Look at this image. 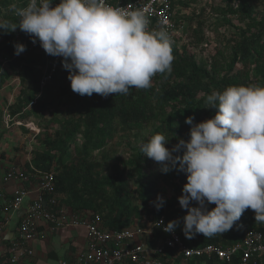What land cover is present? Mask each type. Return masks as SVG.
<instances>
[{"label":"trees","instance_id":"16d2710c","mask_svg":"<svg viewBox=\"0 0 264 264\" xmlns=\"http://www.w3.org/2000/svg\"><path fill=\"white\" fill-rule=\"evenodd\" d=\"M26 2L0 0V20L17 23L12 5L24 7ZM246 10V5H242L240 9L230 8L221 13L238 16ZM25 34L19 28L8 34L0 33V89L12 75L17 76L21 85L9 114L17 121L32 120L42 132L49 134L45 149L34 152L31 163L41 172L54 173L55 193L60 195L58 204L77 214L98 215L101 226L113 231L128 229L136 223L146 227L159 217L164 218L166 225L185 216L187 212L181 209L178 197L187 180L184 172L162 173L158 163L140 152L141 145L134 149L129 160L121 164L116 161L111 166L103 149L113 145L122 135L145 130L149 131V136L142 143L152 135L162 133L169 140L165 146L171 148L178 140H188L191 126L185 124V118L194 117L193 124H196L215 114V110L208 109L206 104V96L213 91L222 92L228 86H247L254 82L264 87V67L257 66V60L264 52L262 24L255 32L248 34L242 30L237 34L233 56L235 64L242 67L240 70L233 67L216 78L190 57L173 54L171 72L166 77L165 73H157L150 88H133L129 95L109 94L107 97L95 93L88 97L72 92L68 72L61 62L41 88L44 59L41 53L28 50ZM15 43L25 45L26 50L14 55ZM175 45H172L173 50ZM250 67L251 77L246 74ZM2 128L0 119V141L5 135ZM99 152L101 159L96 161L95 154ZM182 154L183 149L174 153ZM162 186L169 189L172 196L163 198L165 203L157 210V197H161L158 188ZM207 207L211 210L215 205ZM254 215L251 209H246L230 230L212 237L197 234L187 239L181 230L182 223L175 231L191 247L234 245L242 240L246 230L256 226ZM166 236L154 229L151 243ZM0 244L7 245V241ZM172 260L163 259L165 264ZM173 261L179 263L180 257ZM188 264L223 263L211 258L196 263L192 260Z\"/></svg>","mask_w":264,"mask_h":264},{"label":"clouds","instance_id":"9594fccd","mask_svg":"<svg viewBox=\"0 0 264 264\" xmlns=\"http://www.w3.org/2000/svg\"><path fill=\"white\" fill-rule=\"evenodd\" d=\"M52 5L53 0L12 5L18 22L0 20V33L19 28L33 44L38 41L47 55L62 58L72 92L88 97L93 93L129 95L133 88H150L157 73L171 72L172 38L163 28L149 30L150 20L143 10L114 7L107 0H59ZM13 47L14 55L26 50L20 43ZM206 104L215 114L196 124L194 117L185 118L191 126L187 141L178 140L168 148L169 140L157 133L140 146V152L158 163L162 173H186L178 203L187 214L169 221L162 230L173 233L182 223L187 239L227 232L246 209L254 212L256 222H264V87L228 86L207 95ZM6 116L5 129L12 123L33 137L40 133L25 126H35L33 121ZM181 149L182 155H174ZM157 201L159 210L165 201L159 196ZM193 202L195 207L190 206ZM209 204L215 207L209 210ZM163 223L159 221L158 227ZM9 240L3 237L0 243Z\"/></svg>","mask_w":264,"mask_h":264},{"label":"built area","instance_id":"2783aa9c","mask_svg":"<svg viewBox=\"0 0 264 264\" xmlns=\"http://www.w3.org/2000/svg\"><path fill=\"white\" fill-rule=\"evenodd\" d=\"M177 1L107 0V3L127 10H143L150 20L149 30H167L172 38V45H175L185 31V27L177 20ZM27 3L28 0L25 6ZM58 3L59 0H53L52 6ZM25 36L28 50L43 56L44 67L40 83L43 88L58 69L62 58L47 55L38 41L33 44L32 38L28 34ZM5 63L6 61L3 65ZM6 118L8 120L9 116ZM25 126L35 134L39 133L32 123ZM3 179L16 186L7 197L0 191V240L6 234L7 225L13 216L16 217V222L11 240L7 245L0 246V264H20L23 257L33 256L30 245L36 239L44 238L47 233L70 228L82 229L86 241L84 250L75 256L73 264H165L163 259L174 260L177 256L180 257V263L186 264L192 260L196 263L211 258L223 264H264V222H256V226L246 230L237 244L189 247L176 231L164 232V223L158 227L159 221L164 222L163 217L148 223L145 228L136 223L128 229L113 231L101 226L98 215L77 214L60 206V196L54 189V173L37 170L29 158L25 169L9 166ZM26 199L28 204L23 209ZM154 229L167 234L166 238L151 243ZM173 260L169 264H173ZM58 264L70 263L62 260Z\"/></svg>","mask_w":264,"mask_h":264},{"label":"rangeland","instance_id":"374dc122","mask_svg":"<svg viewBox=\"0 0 264 264\" xmlns=\"http://www.w3.org/2000/svg\"><path fill=\"white\" fill-rule=\"evenodd\" d=\"M242 5H246L248 10L245 13L242 11L238 16L221 13L227 12L230 8L240 9ZM177 20L185 27V31L182 38L177 41L173 54L190 57L197 65L203 66L210 75L218 78L233 67L236 71L242 68L234 61L235 39L242 30L250 34L257 31V26L260 24L264 25V0H178ZM257 66L264 67V52L257 60ZM251 69L252 67L246 72L250 77ZM167 75L168 73H165V77ZM16 77L12 75L0 89V119L2 121L9 114L10 107L19 94L21 85ZM2 129L5 135L0 141V191H4L5 184H8L3 179L8 167L16 166L25 169L28 157H32L34 152L44 150L46 138L49 136L38 127L36 129L40 133L35 137L30 131L15 125L9 129H5L3 125ZM53 129L56 130L57 126ZM148 136L149 131L145 130L117 138L113 145L102 150L109 161L108 165L111 166L116 161L121 164L129 160L134 149L139 147ZM29 149L32 152L28 156ZM100 153L95 154L96 161L101 159ZM158 193L162 198L172 196L171 191L164 186L158 188ZM190 206L195 207V202Z\"/></svg>","mask_w":264,"mask_h":264},{"label":"crops","instance_id":"0c3cea01","mask_svg":"<svg viewBox=\"0 0 264 264\" xmlns=\"http://www.w3.org/2000/svg\"><path fill=\"white\" fill-rule=\"evenodd\" d=\"M15 186V183L5 184V190L2 191L4 196L7 197ZM1 202L2 199H0ZM24 204L23 209L28 204V199H26ZM11 219V222L7 225L8 230L4 238L10 232H14L16 217L13 216ZM85 245L84 231L79 228L63 229L54 233H47L44 238L36 239V241L31 243L30 246L33 251V256L23 257L20 264H58L62 260L73 264L75 262V256L84 250Z\"/></svg>","mask_w":264,"mask_h":264},{"label":"water","instance_id":"95a60500","mask_svg":"<svg viewBox=\"0 0 264 264\" xmlns=\"http://www.w3.org/2000/svg\"><path fill=\"white\" fill-rule=\"evenodd\" d=\"M13 232H10L6 237L5 240H9L12 237Z\"/></svg>","mask_w":264,"mask_h":264}]
</instances>
